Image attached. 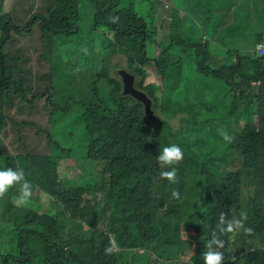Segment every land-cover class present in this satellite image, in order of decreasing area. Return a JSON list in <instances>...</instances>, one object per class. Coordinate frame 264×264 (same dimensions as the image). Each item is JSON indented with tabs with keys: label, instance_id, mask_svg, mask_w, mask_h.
<instances>
[{
	"label": "trees",
	"instance_id": "16d2710c",
	"mask_svg": "<svg viewBox=\"0 0 264 264\" xmlns=\"http://www.w3.org/2000/svg\"><path fill=\"white\" fill-rule=\"evenodd\" d=\"M147 1L142 15L136 0H96V28L108 30V55L127 60L116 66L104 57L93 69L87 54L78 63L86 75L72 86L79 94L63 99L54 50L46 47L80 33L82 0H12L10 12L0 11V171L22 169L33 192L19 205L16 185L0 205V264H180L190 253L191 264H204L221 212L243 224L220 236L224 264H264V55L254 51L264 41V0H180L190 16L175 8L167 27L161 0ZM119 67L152 100L154 120L143 103L123 94ZM203 112L213 124L198 126ZM71 113L64 129L72 127L71 136L80 131L84 142L76 156L100 165L91 182L75 184L61 171L74 172L80 160L70 158L68 166L76 152L55 136L56 123ZM251 113L256 121L240 124ZM220 130L235 140L224 141ZM173 144L184 159L161 167L157 157ZM172 167L174 183L161 177ZM191 170L196 180L187 176ZM193 181L205 229L187 235L191 220L183 213L193 208ZM43 197L48 204L40 211ZM110 238L117 248L106 254Z\"/></svg>",
	"mask_w": 264,
	"mask_h": 264
},
{
	"label": "rangeland",
	"instance_id": "374dc122",
	"mask_svg": "<svg viewBox=\"0 0 264 264\" xmlns=\"http://www.w3.org/2000/svg\"><path fill=\"white\" fill-rule=\"evenodd\" d=\"M12 0H0V11H9ZM125 4H129L130 0H124ZM135 5H137V9L141 12L142 15H145L149 13L150 7L146 6L147 3L139 4V0H136ZM166 7H164V24L162 27H167L169 24V19H171V12L173 9H178L180 11V14H185V16H190L189 4L186 1H180V0H168V3H166ZM18 11L24 10V6L21 4L15 5ZM99 8H97L96 0H82L80 4V16L77 17V22L81 25V31L80 33H76L75 35L71 36L70 38H54L51 44H48L46 47L47 50L50 48H53L54 50V57L52 59V62L54 61L57 68V74L61 75L59 80L57 81V91L58 92H65L64 94L58 95L59 99H63L67 95L75 96L76 93L79 94L78 89L75 91H72V86L77 85L78 82L81 83V78H84L86 75L87 69L86 66H81L78 63L83 60L84 57L87 56V54H91L94 56L95 65H93V69H98L99 65H102V60L104 57H110L111 63L116 66H124L127 58L119 53L114 52L112 54L108 55V50L106 49V46L108 43H105L108 35V30L104 27L96 28V14L98 12ZM18 22L20 24H24L26 22V18H23L22 16L16 17ZM159 27V28H162ZM93 28H95V31L93 32ZM39 35H36L38 37ZM161 38L167 39V37L163 34H160L158 39ZM27 40L23 39L21 41H17V45L23 46L26 44ZM109 42V39H108ZM36 58L32 61V63L36 62ZM71 65V68H70ZM66 66L68 68H66ZM83 68V69H81ZM121 67L118 68V70ZM153 80V77L150 76L148 78V81ZM85 83V87H86ZM67 91V92H66ZM75 113H71L67 117L63 119L62 123H56V129H55V136L59 139L61 137V141L64 143L63 146L66 149H70L71 153H75L74 155H70L69 159L67 161V165H70V158H78L80 160H77L75 164L73 165L76 167V170L74 172H68L66 169H64V166H62V173L67 174L69 180L74 182L75 184H80L82 182H91L96 177V174L100 170V165L96 163L93 160L86 159L82 160V158L77 157L76 155L79 152V147L84 145V142L82 141V136L79 134V132L76 135L71 136L70 131H73L72 127H68L64 129V126L69 123V120L71 117L74 116ZM208 115L203 112L202 115L198 116L199 127H206L207 125L213 124L212 121L206 122L203 121V118H206ZM194 118V117H193ZM232 118L234 119L235 116L233 115ZM243 121L240 124H245V122L249 121H256L255 116L251 113L248 117V120H246L245 117L240 118V121ZM237 123V120H236ZM192 122L188 125V127L192 126ZM59 126V127H58ZM58 127V128H57ZM5 139L10 138V136L4 135ZM230 170L233 172H237L239 170L238 167L231 166ZM189 177L196 180L198 177L195 172H192V170L188 173ZM197 183V182H196ZM195 181H193L192 192L195 193L196 198L192 202L193 208L184 211L183 215L185 217V220H191L190 223H188L187 229L183 228V233L187 235H198L199 233H204L205 225L202 223H199L201 221L199 213L197 212L200 209L204 208V203L201 202L199 195H200V187L197 185ZM247 184V182H244ZM246 193L253 194L252 189L253 187H245ZM8 198V194L6 193L3 198H0V205L1 203ZM48 204V197H43V199L40 201V211H43V209ZM39 209V208H38ZM235 221H240V219H236ZM184 222V221H183ZM182 222V224H183ZM184 239L187 238L186 235L183 237ZM191 253L189 255L183 256L182 260L180 261V264H191L190 260Z\"/></svg>",
	"mask_w": 264,
	"mask_h": 264
},
{
	"label": "clouds",
	"instance_id": "9594fccd",
	"mask_svg": "<svg viewBox=\"0 0 264 264\" xmlns=\"http://www.w3.org/2000/svg\"><path fill=\"white\" fill-rule=\"evenodd\" d=\"M118 19V17H114L112 18V22L115 23ZM220 135L228 143H232L235 140L234 135H230L224 130H220ZM157 159L161 167L172 166L180 163L184 159V152L178 145L173 144L170 147L163 148ZM176 176L177 169L175 167H172L170 171H161V177L170 182H176ZM16 185L20 186L17 203L19 205H27L33 192L31 182L26 180L23 170L7 168L6 170L0 171V198H3L9 189ZM173 196L179 198V192L174 191ZM234 228H243V224L240 221L233 222L228 220L226 214L221 212L219 214L217 231L212 234V238L206 244L208 250L203 253L204 264H224V254L217 250L218 248L224 247V241L220 239V236L233 232ZM244 231L246 234H251L253 229L250 227L244 228ZM116 248L117 244L115 240L110 238V246L105 249V252L106 254H112Z\"/></svg>",
	"mask_w": 264,
	"mask_h": 264
},
{
	"label": "water",
	"instance_id": "95a60500",
	"mask_svg": "<svg viewBox=\"0 0 264 264\" xmlns=\"http://www.w3.org/2000/svg\"><path fill=\"white\" fill-rule=\"evenodd\" d=\"M118 74L123 80V94L131 95L139 102L143 103L146 117L150 120H154L155 112L152 108V100L145 91L135 87V75L126 69H119Z\"/></svg>",
	"mask_w": 264,
	"mask_h": 264
},
{
	"label": "built area",
	"instance_id": "2783aa9c",
	"mask_svg": "<svg viewBox=\"0 0 264 264\" xmlns=\"http://www.w3.org/2000/svg\"><path fill=\"white\" fill-rule=\"evenodd\" d=\"M164 4V7H166V3H168V0H161ZM254 51L260 55V56H263L264 55V41L262 42H258L256 45H255V48H254Z\"/></svg>",
	"mask_w": 264,
	"mask_h": 264
},
{
	"label": "crops",
	"instance_id": "0c3cea01",
	"mask_svg": "<svg viewBox=\"0 0 264 264\" xmlns=\"http://www.w3.org/2000/svg\"><path fill=\"white\" fill-rule=\"evenodd\" d=\"M147 1V0H146ZM150 3H151V1L149 2V1H147V4H149L150 5ZM143 4V3H142Z\"/></svg>",
	"mask_w": 264,
	"mask_h": 264
}]
</instances>
